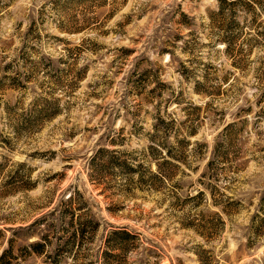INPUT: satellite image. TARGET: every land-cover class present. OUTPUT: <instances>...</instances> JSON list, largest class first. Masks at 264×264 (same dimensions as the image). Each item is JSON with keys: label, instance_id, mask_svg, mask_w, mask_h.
<instances>
[{"label": "rangeland", "instance_id": "obj_1", "mask_svg": "<svg viewBox=\"0 0 264 264\" xmlns=\"http://www.w3.org/2000/svg\"><path fill=\"white\" fill-rule=\"evenodd\" d=\"M113 229L109 264H264V0H0V264Z\"/></svg>", "mask_w": 264, "mask_h": 264}, {"label": "trees", "instance_id": "obj_2", "mask_svg": "<svg viewBox=\"0 0 264 264\" xmlns=\"http://www.w3.org/2000/svg\"><path fill=\"white\" fill-rule=\"evenodd\" d=\"M236 0H233V3H235ZM227 41V43L229 44L230 41ZM57 110V109H56ZM56 111H53L52 113H55ZM158 125H156L157 127ZM166 146L164 143L159 147L158 152L162 153V157H164V161L167 163H170L171 158H176V153H173L172 149L168 148V147H164ZM164 150H166V153L163 155ZM163 177L166 178V175H164ZM86 223L84 224L83 227H81L80 229V234L81 236H84L86 233ZM136 234L131 233L130 231L126 230V229H113L112 231H110L109 233V238L106 241L107 244V248L104 251V264H109L108 262L109 257L112 256V250L117 247L115 246L116 242H119L118 244H120L119 248H122V246L125 244V241L128 239H131L132 237L135 238ZM119 239V240H118ZM34 246H41L42 244L40 242H37L35 244H33ZM40 252V251H37ZM1 261V258H0Z\"/></svg>", "mask_w": 264, "mask_h": 264}]
</instances>
